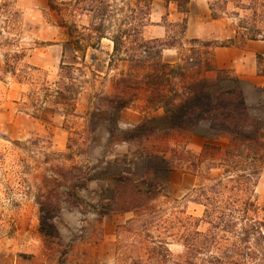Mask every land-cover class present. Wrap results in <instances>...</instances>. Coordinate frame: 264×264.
<instances>
[{
  "label": "rangeland",
  "instance_id": "obj_1",
  "mask_svg": "<svg viewBox=\"0 0 264 264\" xmlns=\"http://www.w3.org/2000/svg\"><path fill=\"white\" fill-rule=\"evenodd\" d=\"M239 1L190 0L186 15L173 6L165 10L159 1L143 37L164 42L167 63L190 49L194 56L205 51L190 45L192 40L212 42L215 48L240 43L235 28L251 13L239 9L240 3L246 5ZM3 3L16 16L7 29L8 15L0 11V264H168V251L172 256L183 251L177 230L186 217H202L201 189L222 171L201 155L206 129L192 134L168 130L162 109H147L145 95L152 88L168 95L170 88L182 89L202 73L192 70L184 81L166 78L149 89L143 81L141 97L131 108L111 111L97 99L114 93L111 77L125 67L93 72L88 55L105 65L111 52V43L103 39L99 51L88 52L89 69L72 72L80 94L74 113L66 115L68 110L55 105L61 101L54 92L69 82L60 79L64 37L53 16L43 0ZM212 13L220 18L212 20ZM69 21L81 28L90 18L75 14ZM257 26L264 29L262 23ZM63 61L69 64L71 56ZM237 64L251 75L240 85L242 93L264 117V92L257 91L264 88V77H259L264 76V61L252 57ZM228 73L238 79L233 70ZM126 180L136 182L149 199L120 213L127 207L120 200ZM253 190L257 203L264 204V169Z\"/></svg>",
  "mask_w": 264,
  "mask_h": 264
},
{
  "label": "trees",
  "instance_id": "obj_2",
  "mask_svg": "<svg viewBox=\"0 0 264 264\" xmlns=\"http://www.w3.org/2000/svg\"><path fill=\"white\" fill-rule=\"evenodd\" d=\"M43 1L64 37L60 45V79L69 83L60 82L63 87L54 93L61 101L55 105L68 110L66 115L74 113L80 94L72 72L89 69L85 61L88 52L99 51L103 39L111 43V52L106 54L105 65L95 55H88L93 72L99 74L104 68L111 71L119 65L125 67V71L111 77L114 93L97 99L98 105L106 103L111 111L131 108L141 97L143 81L149 89L161 85L166 78L168 82L176 77L184 81L192 70L202 73L200 79L184 84L182 89L170 88L168 95L157 88L145 95L147 109H162L168 130L192 134L196 128L206 129L201 155L213 162L212 168L222 171L212 185L201 189L205 208L202 217L197 220L186 217L181 231L177 230L183 251L177 256L168 251V264H264V204L257 203L253 190L258 174L264 169V117L242 93V81L230 77L226 70L213 69L210 64L215 48L212 42L192 40L190 45L199 44L205 49L199 53L201 56H194V50L190 49L188 55L178 53L175 63H167L162 58V52L168 48L164 42L143 37L155 3L161 1L165 10L172 5L177 13L186 15L190 0H121L119 4L115 0ZM244 2L246 5L240 3L238 8L249 11L251 18L239 20L235 33L240 43L230 42L229 46L264 41V29L257 26L262 23L264 27V0ZM0 11L8 15L5 22L8 29L16 13L5 3ZM75 14L88 16V26L80 28L70 22L69 18ZM233 15L238 16L237 13ZM219 18L211 14L212 20ZM150 47L157 51L150 53ZM66 54L71 56L69 64L63 61ZM258 60L264 61V57L258 56ZM212 72L216 76L208 77ZM257 91L263 93L264 88H257ZM66 92L69 98L65 97ZM124 182L126 192H122L120 200L121 205L127 207H121L120 213L130 212L149 199L147 194L144 197L136 182ZM150 263L161 264L162 261ZM131 264L146 263L137 260Z\"/></svg>",
  "mask_w": 264,
  "mask_h": 264
},
{
  "label": "crops",
  "instance_id": "obj_3",
  "mask_svg": "<svg viewBox=\"0 0 264 264\" xmlns=\"http://www.w3.org/2000/svg\"><path fill=\"white\" fill-rule=\"evenodd\" d=\"M171 6L172 5H170L168 8H170ZM243 45V47L239 48H237V46L214 48L211 52L210 58V64L213 69L216 71L226 70L228 72L233 70L240 81L248 82L249 80H251V75H246L249 70L246 71L239 69L237 63L241 61L243 64L244 61L247 62L251 60L252 57H256V59L258 58V56L264 57V41H251ZM246 58L247 60H245ZM118 218H120L118 219L120 220V222L124 220L121 216H119Z\"/></svg>",
  "mask_w": 264,
  "mask_h": 264
}]
</instances>
